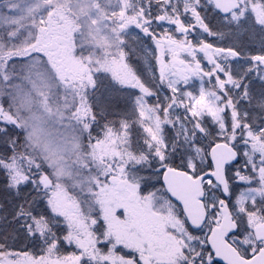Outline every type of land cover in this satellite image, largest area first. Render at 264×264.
Segmentation results:
<instances>
[{
    "label": "snow or ice",
    "instance_id": "obj_1",
    "mask_svg": "<svg viewBox=\"0 0 264 264\" xmlns=\"http://www.w3.org/2000/svg\"><path fill=\"white\" fill-rule=\"evenodd\" d=\"M0 264H264V0H0Z\"/></svg>",
    "mask_w": 264,
    "mask_h": 264
}]
</instances>
